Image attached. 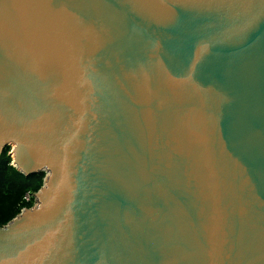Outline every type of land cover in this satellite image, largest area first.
I'll return each mask as SVG.
<instances>
[{"label":"water","instance_id":"95a60500","mask_svg":"<svg viewBox=\"0 0 264 264\" xmlns=\"http://www.w3.org/2000/svg\"><path fill=\"white\" fill-rule=\"evenodd\" d=\"M5 147L0 264H264V0H0Z\"/></svg>","mask_w":264,"mask_h":264},{"label":"trees","instance_id":"16d2710c","mask_svg":"<svg viewBox=\"0 0 264 264\" xmlns=\"http://www.w3.org/2000/svg\"><path fill=\"white\" fill-rule=\"evenodd\" d=\"M10 147H5L0 155V227L14 219L23 208H31L24 196L35 194L43 185L45 173L25 177L12 166Z\"/></svg>","mask_w":264,"mask_h":264},{"label":"built area","instance_id":"2783aa9c","mask_svg":"<svg viewBox=\"0 0 264 264\" xmlns=\"http://www.w3.org/2000/svg\"><path fill=\"white\" fill-rule=\"evenodd\" d=\"M24 201L26 202V203H32V204H34L35 203V200H34V195H31V194H26L25 196H24ZM23 209H25V208H23ZM22 209V210H23Z\"/></svg>","mask_w":264,"mask_h":264},{"label":"rangeland","instance_id":"374dc122","mask_svg":"<svg viewBox=\"0 0 264 264\" xmlns=\"http://www.w3.org/2000/svg\"><path fill=\"white\" fill-rule=\"evenodd\" d=\"M35 194H36V193H35ZM33 195H34V194H33ZM33 205H34V204H32V206H33ZM32 206H31V207H32ZM21 211H22V210H21ZM19 214H20V213H19Z\"/></svg>","mask_w":264,"mask_h":264}]
</instances>
